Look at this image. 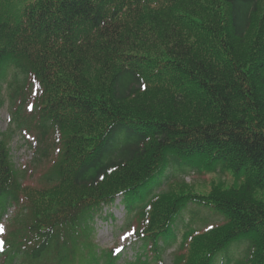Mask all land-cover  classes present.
I'll use <instances>...</instances> for the list:
<instances>
[{
    "label": "trees",
    "instance_id": "trees-1",
    "mask_svg": "<svg viewBox=\"0 0 264 264\" xmlns=\"http://www.w3.org/2000/svg\"><path fill=\"white\" fill-rule=\"evenodd\" d=\"M10 9L0 14V105L3 84L22 107V85L36 88L40 128H52L59 151L42 185H24L0 135V217L24 205L0 264H118L132 245L135 258L122 264H164L173 247L171 264H215L243 245L231 264H264V0ZM184 167L235 184L197 192ZM118 200L130 217L125 238L100 254L94 219ZM190 205L222 221L191 228Z\"/></svg>",
    "mask_w": 264,
    "mask_h": 264
},
{
    "label": "rangeland",
    "instance_id": "rangeland-1",
    "mask_svg": "<svg viewBox=\"0 0 264 264\" xmlns=\"http://www.w3.org/2000/svg\"><path fill=\"white\" fill-rule=\"evenodd\" d=\"M3 1L5 0H0V3ZM27 1L28 0H6V5L1 8L0 14L3 17L5 16L8 18V16L13 14L10 9L11 2H15L16 7L23 8ZM14 77L15 71H10L6 75L7 83L12 82ZM18 86H20V84ZM22 87H25L24 90L29 95V99L25 100L26 104L24 107L21 105L24 101L23 97L19 98V102L16 100L17 98L13 99V102H11L9 95L12 94L13 88L9 89L7 84H3L1 92L2 105H0V135L3 139L5 138L8 144L7 147L10 151L11 161L16 170L19 171V177L22 184L30 186L42 185L43 180L40 178L39 174L42 170H45L47 165L51 163L52 159L56 157L59 146L52 137L54 134L51 127L48 128V131H43L40 128L39 113L35 104L36 97L39 95L38 91L36 88L30 87L29 83H27L26 86L22 85ZM18 107L22 108V110L19 109L17 112ZM44 150H46L45 155L41 154ZM184 169L187 174H190L189 167H184ZM221 180L227 187L235 184V181L228 174H225L220 170L214 174H190L184 177L186 184L194 186L197 192L201 193L207 191L211 182L221 183ZM256 198L264 200V192L258 191L256 193ZM22 208H24V205H22V207L21 205L16 206V208L11 207L3 215V218L0 217L2 218L0 219L2 221L1 225L4 226V232L0 234V241L7 237L6 235H8L15 219L21 218L24 214ZM108 215L111 216L109 217ZM129 218L127 219L124 206L118 200L110 209L105 208L101 217L94 219L93 241L100 254L101 252H107L120 245V242L125 238V234H122L124 233V228L129 221ZM184 218L185 225H190L191 228L194 229H202L206 226L219 224L222 221V217L215 215L206 209L204 210L203 208L195 206H189ZM86 243L88 242L86 241ZM81 248L82 244L79 249ZM175 249L176 248L173 247L164 252V264H171L172 253ZM231 249L226 253L218 255L215 264H224L225 262L231 264L228 257L230 255L232 256V259L235 257V259H237V257H242L245 253L246 246L243 245L240 248L238 247L237 250H233L235 252L232 253ZM135 254L136 251L133 249L132 245L127 248L124 256L118 264H122L125 260L132 261L135 258ZM14 264H18V261Z\"/></svg>",
    "mask_w": 264,
    "mask_h": 264
},
{
    "label": "snow or ice",
    "instance_id": "snow-or-ice-1",
    "mask_svg": "<svg viewBox=\"0 0 264 264\" xmlns=\"http://www.w3.org/2000/svg\"><path fill=\"white\" fill-rule=\"evenodd\" d=\"M30 110H31V106H30ZM57 151H59V149H57ZM206 230H208V229H206ZM4 232V226L3 225H0V233H3ZM3 244V242L2 241H0V245H2ZM0 251H3V248H2V246H0ZM116 252H119V251H121V249H116L115 250Z\"/></svg>",
    "mask_w": 264,
    "mask_h": 264
}]
</instances>
